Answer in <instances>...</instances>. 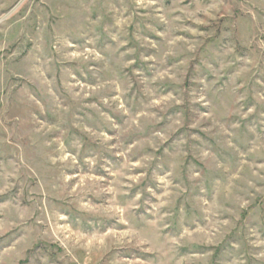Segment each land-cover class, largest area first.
Instances as JSON below:
<instances>
[{
	"label": "rangeland",
	"instance_id": "374dc122",
	"mask_svg": "<svg viewBox=\"0 0 264 264\" xmlns=\"http://www.w3.org/2000/svg\"><path fill=\"white\" fill-rule=\"evenodd\" d=\"M0 264H264V0H0Z\"/></svg>",
	"mask_w": 264,
	"mask_h": 264
}]
</instances>
